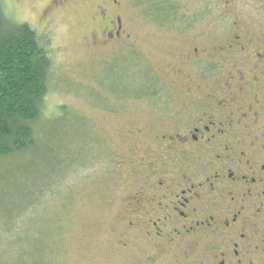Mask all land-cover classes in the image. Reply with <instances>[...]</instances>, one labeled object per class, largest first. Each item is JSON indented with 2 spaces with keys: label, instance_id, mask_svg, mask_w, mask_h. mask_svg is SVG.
<instances>
[{
  "label": "rangeland",
  "instance_id": "obj_1",
  "mask_svg": "<svg viewBox=\"0 0 264 264\" xmlns=\"http://www.w3.org/2000/svg\"><path fill=\"white\" fill-rule=\"evenodd\" d=\"M145 1L0 0L4 16L36 32L52 64L37 145L0 158V264H184L182 248L155 247L131 214L139 157L184 120L178 110L199 112L187 91L219 89V69L259 73L264 0H166L174 16L161 23ZM116 15L122 38L102 37ZM180 18L198 25L184 30ZM146 73L152 95L141 93Z\"/></svg>",
  "mask_w": 264,
  "mask_h": 264
},
{
  "label": "flooded vegetation",
  "instance_id": "obj_2",
  "mask_svg": "<svg viewBox=\"0 0 264 264\" xmlns=\"http://www.w3.org/2000/svg\"><path fill=\"white\" fill-rule=\"evenodd\" d=\"M151 1L147 12L154 22L174 13L159 11L161 0ZM110 23L113 29L102 37L121 39L120 15ZM182 25L192 31L198 24ZM233 38L240 45L238 35ZM254 57L263 64L259 73L219 69V89L183 94L199 112L178 110L184 120L154 137L151 156L139 157L144 164L131 214L155 247L182 248L184 264H264V46ZM216 70L210 65L209 75ZM238 98L250 103L236 105Z\"/></svg>",
  "mask_w": 264,
  "mask_h": 264
},
{
  "label": "trees",
  "instance_id": "obj_3",
  "mask_svg": "<svg viewBox=\"0 0 264 264\" xmlns=\"http://www.w3.org/2000/svg\"><path fill=\"white\" fill-rule=\"evenodd\" d=\"M162 3L159 11L175 10L166 7L168 1ZM172 15L168 13L160 21ZM183 19L179 20L183 24L198 22L197 18L186 22ZM51 65L36 32L26 24L8 19L0 5V158L22 155L37 145L34 124L43 112ZM143 79L147 81L146 76ZM151 80L144 82L146 88L142 87L141 93L154 90L155 80Z\"/></svg>",
  "mask_w": 264,
  "mask_h": 264
}]
</instances>
